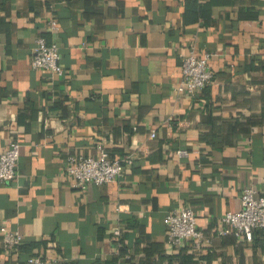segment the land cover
<instances>
[{
	"label": "crops",
	"instance_id": "0c3cea01",
	"mask_svg": "<svg viewBox=\"0 0 264 264\" xmlns=\"http://www.w3.org/2000/svg\"><path fill=\"white\" fill-rule=\"evenodd\" d=\"M39 39L59 48L62 76L32 68ZM193 52L211 56L214 79L182 95ZM12 142L0 264L50 243L59 264H174L164 219L181 208L210 244L183 246L180 264H264L262 231L218 236L245 187L264 196V0H0V154ZM98 145L124 174L78 189L67 158ZM2 228L24 242L6 249Z\"/></svg>",
	"mask_w": 264,
	"mask_h": 264
},
{
	"label": "built area",
	"instance_id": "2783aa9c",
	"mask_svg": "<svg viewBox=\"0 0 264 264\" xmlns=\"http://www.w3.org/2000/svg\"><path fill=\"white\" fill-rule=\"evenodd\" d=\"M53 30L58 29L56 22L51 23ZM209 54H196L187 56L181 65V80L178 93L182 95H195L209 86L214 73L210 67ZM31 65L34 70H44L53 75L62 76L64 69L61 65L60 50L56 45H48L44 39L36 43ZM151 136L156 137L155 133ZM20 143L12 142L9 148L0 154V184L10 183L17 177V164L20 157ZM98 155H74L66 161V174L71 178L74 186L84 190L89 185L103 186L119 180L124 174L122 160L114 159L102 145L97 146ZM180 156H186V151H179ZM241 210L228 212L219 219L221 229L218 236L223 237L234 234L247 242H252L255 231L264 233V196L253 186H247L241 193ZM167 228V243L175 252L174 264L180 249L191 246L194 251H202L210 244V239L199 229L195 212L189 208H181L170 212L164 219ZM2 242L6 249H16L24 242V237L18 231H8L2 228ZM114 236H121V231H114ZM56 243H50L38 256L28 258L26 264H59L54 257L53 250ZM204 264V263H202Z\"/></svg>",
	"mask_w": 264,
	"mask_h": 264
},
{
	"label": "trees",
	"instance_id": "16d2710c",
	"mask_svg": "<svg viewBox=\"0 0 264 264\" xmlns=\"http://www.w3.org/2000/svg\"><path fill=\"white\" fill-rule=\"evenodd\" d=\"M167 260H168V262H169V264H172V259L171 258H167ZM187 260V259H186Z\"/></svg>",
	"mask_w": 264,
	"mask_h": 264
}]
</instances>
